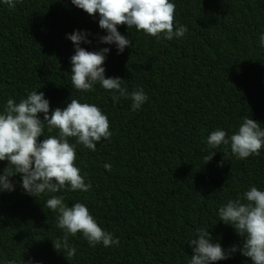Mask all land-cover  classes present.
Instances as JSON below:
<instances>
[{
	"label": "trees",
	"instance_id": "1",
	"mask_svg": "<svg viewBox=\"0 0 264 264\" xmlns=\"http://www.w3.org/2000/svg\"><path fill=\"white\" fill-rule=\"evenodd\" d=\"M174 2V28L177 21L187 27L182 38L157 40L120 24L118 31L132 41L120 54L98 42L104 34L98 19L70 0H21L15 8L0 3V107L9 97L18 101L38 89L50 111L76 98L107 114L110 140L99 142L95 152L76 149L75 163L92 188L55 195L69 205L85 203L120 241L118 247H89L77 233L69 237L73 256L56 250L53 242L62 232L54 213L43 207L52 194L35 198L17 184L12 192H0V264H186L191 255L186 239L201 226H211L212 237L224 247L239 244L241 237L217 222L215 213L250 184L264 187V148L244 160L224 146L210 161L203 157L212 151L205 141L215 128L231 132L245 116L264 127V48L258 44L264 0ZM74 29L93 34L92 43L82 47L110 48L106 77L120 76L129 91L144 89L149 99L138 111L123 98L113 104L99 85L87 93L71 87L74 48L66 34ZM5 164L0 161V170ZM214 264L250 261L237 252Z\"/></svg>",
	"mask_w": 264,
	"mask_h": 264
},
{
	"label": "clouds",
	"instance_id": "2",
	"mask_svg": "<svg viewBox=\"0 0 264 264\" xmlns=\"http://www.w3.org/2000/svg\"><path fill=\"white\" fill-rule=\"evenodd\" d=\"M20 2L0 0L9 8H15ZM70 3L98 19V26L104 31L98 36V42L114 46L117 54L123 53L125 46L131 48L132 44L129 37L118 31L120 24L127 30L135 28L157 40L180 39L187 32V27L178 21L174 28V0H70ZM92 35L85 29H74L66 34L74 48L69 57L71 87L87 93L99 85L109 92L113 104L123 98L130 101L131 111H138L148 101V95L142 87L129 91L120 76H105L104 61L110 48L88 50L81 46L92 43L89 38ZM258 44L264 48V31L258 35ZM39 114H43L42 119ZM53 130L55 133L50 134ZM111 136L107 114L96 104L81 99L69 98L63 107H53L50 111V102L44 92L32 89L18 101L9 97L0 107V161L6 162L0 170V192H12L19 184L25 194L35 198L52 194L48 195L43 207L54 213L55 225L62 232L53 246L56 250H66L69 257L76 252L69 237L77 233L89 247L119 246V238L98 224L85 203L77 200L69 205L62 195H55L65 189L88 192L92 188L91 181L86 182L75 163L77 146L95 152L97 144L110 140ZM205 143L212 151L203 157L204 163L222 146L236 159L244 160L260 155L264 148V127L245 116L231 132L224 128L210 131ZM103 167L110 171L112 166L105 162ZM17 175L18 181L13 179ZM215 215L217 222L231 226L241 237L239 244L224 247L212 237L211 226L197 227L195 234L186 239L191 248L186 264H214L230 259L237 252L249 258L250 264H264V187L250 184L235 198L218 206ZM7 264L16 262L8 261Z\"/></svg>",
	"mask_w": 264,
	"mask_h": 264
}]
</instances>
